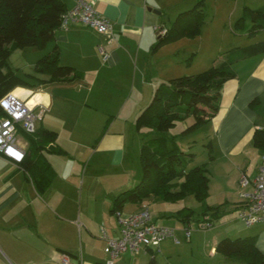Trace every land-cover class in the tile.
<instances>
[{"label": "crops", "instance_id": "0c3cea01", "mask_svg": "<svg viewBox=\"0 0 264 264\" xmlns=\"http://www.w3.org/2000/svg\"><path fill=\"white\" fill-rule=\"evenodd\" d=\"M62 1L67 9L76 3ZM86 1L112 21L111 40L75 24L57 29L55 40L44 51L50 53L57 46L61 65L81 71L83 80L12 91L30 108L46 109L38 128L56 134L53 147L60 151L43 152L50 172L47 185L39 172L38 178H33L19 164L3 158L8 170L0 183V248L15 264H63L65 254L73 264H107L104 233L115 239L120 236L114 213L116 199L142 177L138 167L147 133L137 131L135 120L161 83L185 71L173 53L174 60H162V49L157 53L152 47L165 26L162 15H179L199 0ZM149 7L161 15L150 12ZM241 7L263 8L264 0H235L236 14ZM100 46H104L107 59ZM246 46L232 44L219 65L228 60L231 50ZM232 69L236 76L224 84L217 114L203 126L206 146L210 145L214 156L210 165L225 184L227 203L203 205L199 214L194 213L200 217L197 221L213 220L205 237L212 246L227 237H257V248L264 255V223L247 228L238 219L247 195L254 190L253 180L264 155L253 143L255 131L264 130V53L239 59ZM38 78L48 81L50 76ZM24 143L28 148L27 139ZM243 177L247 185L241 184ZM150 201L153 199L138 204L137 211L149 208ZM127 207L122 211L132 213L126 212ZM207 208L211 211L203 216ZM154 221L172 226L158 218ZM21 249H30L27 255L32 258H25ZM138 259L125 254L114 264H138Z\"/></svg>", "mask_w": 264, "mask_h": 264}, {"label": "trees", "instance_id": "16d2710c", "mask_svg": "<svg viewBox=\"0 0 264 264\" xmlns=\"http://www.w3.org/2000/svg\"><path fill=\"white\" fill-rule=\"evenodd\" d=\"M204 1L199 0L193 8L180 13L170 27L165 25L163 29H166V34L160 35L152 50L156 52L168 43L198 36L206 19ZM66 11L62 0H0V100L18 87L75 84L83 80L81 71L61 65L57 46L38 60L36 75L29 76L28 80L7 69V61L14 47L46 49L55 40V32L60 28ZM237 28H242L241 33L248 37L264 31V7H246L237 21ZM231 52L225 63L203 73L172 78L155 89L150 103L135 122L137 131L145 127L148 129L140 153L142 177L134 188L118 195L114 213L122 211L129 203L141 204L146 199L176 202L186 195H194L200 203L208 199L210 178L207 168L197 166L189 169L193 154L182 151L177 138L191 135L217 114L223 86L236 76L232 65L239 59L264 53V40L235 48ZM38 75H49L50 79L44 81ZM4 116L6 114L0 106V118ZM189 118L194 119L191 125L186 126L179 135L170 134ZM25 137L29 145L25 159L19 165L33 178H38L39 172L44 185H47L50 172L43 161V152L60 153L53 147L56 134L42 129ZM253 143L264 151V130L255 131ZM209 154L213 159L211 149ZM0 158L5 157L0 154ZM212 210L218 211L219 208ZM208 211L211 209L204 210L203 216ZM177 216L186 228L191 227L195 220V213L190 208H183ZM198 221L199 229H204V220ZM210 221L213 226V220ZM216 251L223 256L244 259L247 264H264V255L257 248V237L224 238L216 245Z\"/></svg>", "mask_w": 264, "mask_h": 264}, {"label": "rangeland", "instance_id": "374dc122", "mask_svg": "<svg viewBox=\"0 0 264 264\" xmlns=\"http://www.w3.org/2000/svg\"><path fill=\"white\" fill-rule=\"evenodd\" d=\"M204 4L206 19L201 27L199 35L194 38H183L168 43L157 51L158 53L162 49L159 58H162V60H174L175 58L179 63L178 65L185 70L184 72H179L181 74L174 76V78L203 73L213 66H218L223 58H225L232 44L248 46L257 41L264 40L263 31L257 34V36L248 37L241 33L242 28H237V21L243 16L244 8L241 7L239 14H236L235 0H205ZM191 8H193V6L182 11H187ZM177 15L178 14L170 13L163 14L162 21L167 27H170ZM44 51L45 49H20L14 47L7 61V69L13 71L18 77L28 80L30 79L29 76L36 75V64L38 60L47 53L44 54ZM172 53L174 54V58L171 56ZM151 99L145 104L143 109L150 103ZM193 120V118H189L185 122L180 123L170 134L179 135L186 126L193 123ZM141 132L148 134V129L145 127L141 129ZM205 135L206 130L202 127L189 136H179L177 138V143L182 151L193 154L188 166L189 169L197 166H205L207 168L210 177L209 198L204 203L198 202L194 195L183 196L176 202L154 199L148 202L147 204L152 215L160 221L169 222L172 226L167 228L174 230L175 236L180 243L177 244L173 239L165 240L161 244L158 253L148 254L147 256H144V254L146 255L145 252L137 254L139 258L138 264H247L244 259L218 254L216 251L217 244L212 246V243L208 242L205 238L210 234H207L209 230L202 231L199 229L200 224L197 219L200 217L198 218V215H196L194 217L195 220L192 221V227L195 229L192 237L186 239V226L177 216L178 212L185 207L199 214L203 205L220 207L225 206L227 203V197L224 192L226 188L225 184L222 183L216 173L217 170L210 165L213 159L210 158L209 148L206 146V140L204 139ZM5 164V160L0 158V183L5 176L4 170H8ZM138 168H140L142 174L141 165ZM233 203L234 202H230L231 205H235ZM127 205L130 207L126 208V212H131L133 210L132 213H134L138 210V204L129 203ZM29 250L30 249H21L23 254H26L25 258H32L29 254L27 255V251ZM0 255L3 257H0V264H15L7 258L5 252L1 248ZM153 255H155V260L152 263ZM24 260L27 261L26 259Z\"/></svg>", "mask_w": 264, "mask_h": 264}, {"label": "built area", "instance_id": "2783aa9c", "mask_svg": "<svg viewBox=\"0 0 264 264\" xmlns=\"http://www.w3.org/2000/svg\"><path fill=\"white\" fill-rule=\"evenodd\" d=\"M75 24H83L106 36L108 40L112 38V21L101 16L86 0H76L75 5L67 9L62 16L60 28L67 29ZM160 33L165 35L166 29H162ZM99 51L107 59L104 46H100ZM0 106L6 114L0 118V154L20 164L24 161L27 151L25 136L34 135L39 131L38 127L46 109L44 107L32 109L25 100L12 92L0 100ZM247 183V178L243 177L241 184L247 185ZM253 185V192L247 195V204L241 207L238 213V219L247 228L264 223V155ZM115 214L120 236L115 239L104 233V251L109 257L107 264H114L117 258L125 254L135 256L151 250L158 253L161 244L168 239L180 243L174 230L158 225L146 206L134 213L125 214L123 211H116ZM210 220V218L204 219L205 223L202 226L204 229L212 227ZM193 231V227L185 228L186 239L192 236ZM62 263L73 264L67 254L63 256Z\"/></svg>", "mask_w": 264, "mask_h": 264}, {"label": "water", "instance_id": "95a60500", "mask_svg": "<svg viewBox=\"0 0 264 264\" xmlns=\"http://www.w3.org/2000/svg\"><path fill=\"white\" fill-rule=\"evenodd\" d=\"M148 10H149L150 12H153V13L157 14V15H161V12L158 11V10L152 9V8H150V7L148 8Z\"/></svg>", "mask_w": 264, "mask_h": 264}, {"label": "clouds", "instance_id": "9594fccd", "mask_svg": "<svg viewBox=\"0 0 264 264\" xmlns=\"http://www.w3.org/2000/svg\"><path fill=\"white\" fill-rule=\"evenodd\" d=\"M161 35V34H160Z\"/></svg>", "mask_w": 264, "mask_h": 264}]
</instances>
